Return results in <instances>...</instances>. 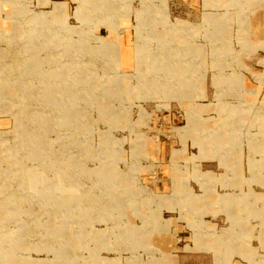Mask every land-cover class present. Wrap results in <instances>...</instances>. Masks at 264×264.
<instances>
[{
  "label": "rangeland",
  "instance_id": "374dc122",
  "mask_svg": "<svg viewBox=\"0 0 264 264\" xmlns=\"http://www.w3.org/2000/svg\"><path fill=\"white\" fill-rule=\"evenodd\" d=\"M261 6L0 0V92H11L0 93V264H180L153 239L154 192L162 167L177 165L170 150L162 166L161 142L176 148L193 127L195 154L223 147L193 162L247 173L222 186L213 217L165 215L187 221V263L264 264V58L247 63L264 52L250 25ZM196 99L217 104L193 125V110L206 113Z\"/></svg>",
  "mask_w": 264,
  "mask_h": 264
},
{
  "label": "crops",
  "instance_id": "0c3cea01",
  "mask_svg": "<svg viewBox=\"0 0 264 264\" xmlns=\"http://www.w3.org/2000/svg\"><path fill=\"white\" fill-rule=\"evenodd\" d=\"M250 25L255 33V40L257 43L262 42L264 44V6L258 7L250 17ZM257 51V50H256ZM250 61H247L250 69H254L258 66V60L264 58L263 50H259ZM258 70L259 68L256 67ZM251 84V83H250ZM249 84V85H250ZM216 102H199L197 99L190 101L189 106H198L201 110L206 111L203 114L202 111L196 112L193 110L190 120L193 121V125L196 121L203 122L209 120L214 116H211L209 112L214 110L213 105ZM191 110V109H190ZM198 110V109H197ZM199 111V110H198ZM196 114V115H195ZM210 115V116H209ZM183 126V125H182ZM184 138L181 137L182 143L180 146L173 148L176 141L166 139L160 144V148L165 154V162L162 166H168L170 159H167V154L171 150L172 158L173 154L176 156L177 165L174 168L167 169L162 167L158 176V183L156 191L159 200V213L162 214V218H159L160 228L156 230V236L153 237L157 242L159 249L166 251L165 253L177 257L180 264H188V261H192L196 256L191 253V245L185 242L187 235L190 234L187 221H184L180 217V208L187 207L188 211L193 215L198 213L204 217H213L215 205L218 202L219 195L222 194L219 190L223 185H241L246 180L247 167L246 165L239 166L237 173L232 178L224 176L225 170H220L219 166L202 167L201 165L192 161L197 160V156L203 154L209 155L210 153H220V149L223 147H208L207 145L200 146L199 152L194 153L192 149L199 147L195 145V132L194 127L192 130L184 133ZM183 136V135H182ZM180 142V138H179ZM157 149V151L161 150ZM234 153H240L236 150ZM195 155V156H194ZM206 157V158H205ZM201 159L202 163L208 160L210 156H205ZM171 158V156H170ZM189 160L190 170L186 171L184 163ZM167 162V163H166ZM199 166V167H198ZM231 172V170L229 171ZM210 177V178H209ZM178 213L175 216H168V213ZM196 215V214H195ZM167 224H173L171 228L167 227ZM185 242V243H184ZM177 252V253H175Z\"/></svg>",
  "mask_w": 264,
  "mask_h": 264
},
{
  "label": "bare ground",
  "instance_id": "6f19581e",
  "mask_svg": "<svg viewBox=\"0 0 264 264\" xmlns=\"http://www.w3.org/2000/svg\"><path fill=\"white\" fill-rule=\"evenodd\" d=\"M40 18H43V17H40ZM42 21H43V19H42ZM47 22V18H46V21L44 20V22L43 23H46ZM42 23V24H43ZM47 24V23H46ZM48 25V24H47ZM38 46V45H37ZM37 55H38V48L37 47H35L34 48V57H37ZM1 58H2V56H0V61H1ZM37 65H40L41 64V62L40 61H34ZM34 62H32V63H30L32 66H34ZM1 64H3L2 62H0ZM23 67H25L26 66V64L24 65H22ZM5 88H3L2 89V92H0L3 96H5V97H7V96H9V95H11L10 93L11 92H9L10 90L8 89H6V90H4ZM24 96H25V98H27V99H30V96H33V92H26L25 94H24ZM24 112L26 113V115H28V116H32L33 117V115H34V111H30V110H24ZM43 121H45V120H43ZM35 134V133H34ZM36 135V137H40V135L39 134H35ZM30 137V136H29ZM29 137H27V139H25L24 140V142H25V144L26 145H28V146H31V142L33 141V139L31 138V139H29ZM38 139L40 140V138H35L34 137V144L36 145V143L38 142V144H37V146H34V151H33V154L34 153H40L41 152V146L43 145V143L45 142H43V141H38ZM27 142V143H26ZM23 175L21 176V177H25V176H30L29 175V173H27L26 171H24L23 173H22ZM29 182V181H28ZM28 185L30 184V182L29 183H27Z\"/></svg>",
  "mask_w": 264,
  "mask_h": 264
}]
</instances>
